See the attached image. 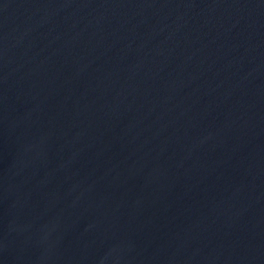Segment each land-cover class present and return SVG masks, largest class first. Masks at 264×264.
Wrapping results in <instances>:
<instances>
[{
  "label": "water",
  "instance_id": "water-1",
  "mask_svg": "<svg viewBox=\"0 0 264 264\" xmlns=\"http://www.w3.org/2000/svg\"><path fill=\"white\" fill-rule=\"evenodd\" d=\"M0 264H264V0H0Z\"/></svg>",
  "mask_w": 264,
  "mask_h": 264
}]
</instances>
